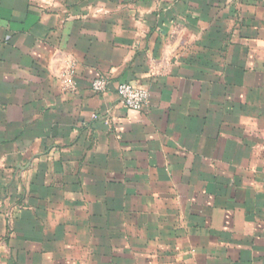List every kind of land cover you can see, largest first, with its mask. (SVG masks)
Here are the masks:
<instances>
[{
    "label": "crops",
    "instance_id": "0c3cea01",
    "mask_svg": "<svg viewBox=\"0 0 264 264\" xmlns=\"http://www.w3.org/2000/svg\"><path fill=\"white\" fill-rule=\"evenodd\" d=\"M0 264H264V0H0Z\"/></svg>",
    "mask_w": 264,
    "mask_h": 264
},
{
    "label": "built area",
    "instance_id": "2783aa9c",
    "mask_svg": "<svg viewBox=\"0 0 264 264\" xmlns=\"http://www.w3.org/2000/svg\"><path fill=\"white\" fill-rule=\"evenodd\" d=\"M74 69L71 66L64 74V81L66 86L73 87L74 82L72 80ZM90 88L95 93H104L109 88V79L104 76H98L94 78L90 83ZM119 102L126 108L138 110L143 108L149 100V92L142 87H139L131 83H121L116 89ZM96 117V115H92Z\"/></svg>",
    "mask_w": 264,
    "mask_h": 264
}]
</instances>
